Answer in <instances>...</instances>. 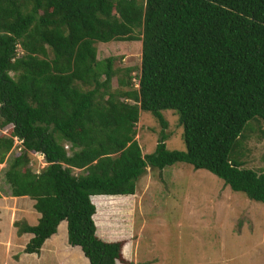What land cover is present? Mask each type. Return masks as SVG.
Returning <instances> with one entry per match:
<instances>
[{
    "label": "trees",
    "instance_id": "trees-1",
    "mask_svg": "<svg viewBox=\"0 0 264 264\" xmlns=\"http://www.w3.org/2000/svg\"><path fill=\"white\" fill-rule=\"evenodd\" d=\"M109 41H141L138 74L97 58L95 44ZM166 109L183 151L166 146ZM140 111L161 127L151 153L135 139ZM254 122H264V0H0V163L21 139L5 181L40 213L14 222L31 234L26 253L65 220L89 264H130L127 239L97 234L93 201L135 194L148 166L185 162L264 204V172L243 159ZM28 152L43 156L39 172Z\"/></svg>",
    "mask_w": 264,
    "mask_h": 264
},
{
    "label": "rangeland",
    "instance_id": "rangeland-1",
    "mask_svg": "<svg viewBox=\"0 0 264 264\" xmlns=\"http://www.w3.org/2000/svg\"><path fill=\"white\" fill-rule=\"evenodd\" d=\"M97 58L114 57L113 67L123 74H138L141 41L98 42ZM112 89L117 85L111 80ZM168 122L165 141L170 150H185L183 128L170 109L162 110ZM160 124L147 111L139 112L136 135L143 154L154 151ZM245 165L264 172V122L244 131ZM14 140L0 163V264H89L80 248L67 242L65 225L57 238H48L39 253H26L31 236L19 235L14 222L36 224L40 213L28 196H12L5 181L7 161L21 150ZM28 166L39 172L46 162L40 153L28 152ZM92 199V197H91ZM94 221L102 239H127L124 256L130 264H264V204L231 190L205 169L176 162L163 169L146 167L133 195L93 201ZM55 233V234H56ZM81 252V253H80Z\"/></svg>",
    "mask_w": 264,
    "mask_h": 264
},
{
    "label": "crops",
    "instance_id": "crops-1",
    "mask_svg": "<svg viewBox=\"0 0 264 264\" xmlns=\"http://www.w3.org/2000/svg\"><path fill=\"white\" fill-rule=\"evenodd\" d=\"M133 195V194H132ZM65 225V231H66V235H67V230H66V221L65 220H63V221H61L60 223H59V225H58V229H59V227H61L62 225ZM64 227V226H63ZM100 237H101V235L99 234V233H97ZM53 235H55V234H53ZM52 235V236H53ZM29 236H31V234H29ZM102 238V237H101ZM47 240V239H46ZM45 240V241H46ZM104 240H107V239H104ZM108 241H113L112 239L111 240H108ZM127 244H128V242L124 245V246H127ZM74 247H76V248H80V247H78V246H74ZM81 250V249H80ZM82 252V251H81ZM80 252V253H81ZM83 254V253H82ZM83 258H84V261L87 263L88 262V259L86 258V257H84V255H83ZM89 263V262H88ZM116 264H121V263H119V262H117Z\"/></svg>",
    "mask_w": 264,
    "mask_h": 264
},
{
    "label": "built area",
    "instance_id": "built-area-1",
    "mask_svg": "<svg viewBox=\"0 0 264 264\" xmlns=\"http://www.w3.org/2000/svg\"><path fill=\"white\" fill-rule=\"evenodd\" d=\"M0 132L6 133L7 130H5V129H1ZM14 140L18 141V142H19L18 144L21 145V143H22V140H21V139H19L18 137H15ZM19 148H20V147H19Z\"/></svg>",
    "mask_w": 264,
    "mask_h": 264
},
{
    "label": "clouds",
    "instance_id": "clouds-1",
    "mask_svg": "<svg viewBox=\"0 0 264 264\" xmlns=\"http://www.w3.org/2000/svg\"><path fill=\"white\" fill-rule=\"evenodd\" d=\"M135 86H137V83L135 84ZM68 145H66V147H67ZM58 227V226H57Z\"/></svg>",
    "mask_w": 264,
    "mask_h": 264
}]
</instances>
